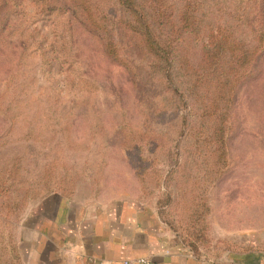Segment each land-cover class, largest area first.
<instances>
[{
    "label": "rangeland",
    "instance_id": "rangeland-1",
    "mask_svg": "<svg viewBox=\"0 0 264 264\" xmlns=\"http://www.w3.org/2000/svg\"><path fill=\"white\" fill-rule=\"evenodd\" d=\"M138 2L169 64L117 0H0V264L54 192L136 199L210 262L264 234V0Z\"/></svg>",
    "mask_w": 264,
    "mask_h": 264
},
{
    "label": "crops",
    "instance_id": "crops-1",
    "mask_svg": "<svg viewBox=\"0 0 264 264\" xmlns=\"http://www.w3.org/2000/svg\"><path fill=\"white\" fill-rule=\"evenodd\" d=\"M23 264H212L184 247L154 208L126 196L50 193L29 205L18 225ZM213 264H264V234Z\"/></svg>",
    "mask_w": 264,
    "mask_h": 264
},
{
    "label": "trees",
    "instance_id": "trees-1",
    "mask_svg": "<svg viewBox=\"0 0 264 264\" xmlns=\"http://www.w3.org/2000/svg\"><path fill=\"white\" fill-rule=\"evenodd\" d=\"M117 1L120 4V6L128 13V15L132 17L133 24H129L128 28H131L132 30H134L136 33H138L141 36V38L144 41L145 47L150 53L155 54L158 58H163L165 63L169 64L170 56H171L170 55L171 47L167 42L164 43L160 41L158 37L156 36V34L153 33V31L151 30L150 21L148 20V16L147 14H145L146 12L144 13L143 6L138 2V0H117ZM155 3H158V0H155ZM185 16H186V12L183 13V19ZM1 31L2 29L0 27V32ZM259 31L262 32L258 36L259 37L258 39L261 42L262 39L264 40V30L261 28ZM231 37L232 35H230L228 31L214 36V39L217 40V42L221 43L220 47L218 48V52L224 55L229 53L236 57L237 59L236 61H239L241 59V62L243 63L245 60V55L242 57V50L240 49V45H239L240 43L231 39ZM108 48L111 53L116 52L115 48L111 46V43L109 44ZM251 53L254 55V51H252ZM250 60L251 58H248L244 62V64H247L248 62H250ZM59 193L67 197L71 195V194L64 193V192H59ZM24 205H25V202L21 205V208ZM12 247L15 250V255H17V261H19L20 264H23L17 246H12ZM245 248H243L242 250L235 251V252L243 251L245 250ZM191 253L194 255L193 252ZM216 260L217 259H215V261ZM215 261L213 262L209 261V262L213 264Z\"/></svg>",
    "mask_w": 264,
    "mask_h": 264
},
{
    "label": "built area",
    "instance_id": "built-area-1",
    "mask_svg": "<svg viewBox=\"0 0 264 264\" xmlns=\"http://www.w3.org/2000/svg\"><path fill=\"white\" fill-rule=\"evenodd\" d=\"M123 264H153V261L149 257L143 256L124 260Z\"/></svg>",
    "mask_w": 264,
    "mask_h": 264
}]
</instances>
